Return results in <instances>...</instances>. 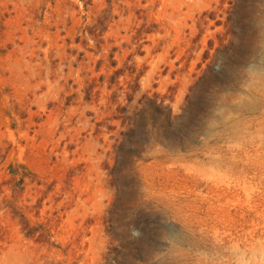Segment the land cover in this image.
Returning <instances> with one entry per match:
<instances>
[{
    "label": "rangeland",
    "instance_id": "obj_1",
    "mask_svg": "<svg viewBox=\"0 0 264 264\" xmlns=\"http://www.w3.org/2000/svg\"><path fill=\"white\" fill-rule=\"evenodd\" d=\"M261 250L264 0H0V264Z\"/></svg>",
    "mask_w": 264,
    "mask_h": 264
},
{
    "label": "clouds",
    "instance_id": "obj_2",
    "mask_svg": "<svg viewBox=\"0 0 264 264\" xmlns=\"http://www.w3.org/2000/svg\"><path fill=\"white\" fill-rule=\"evenodd\" d=\"M238 264H264V250H261V254L253 259H241Z\"/></svg>",
    "mask_w": 264,
    "mask_h": 264
}]
</instances>
